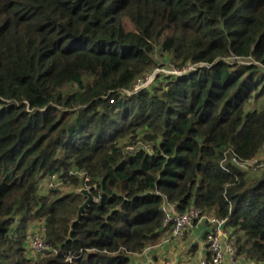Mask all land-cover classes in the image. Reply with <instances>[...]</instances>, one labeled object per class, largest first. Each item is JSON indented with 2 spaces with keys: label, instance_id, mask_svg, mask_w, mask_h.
I'll return each mask as SVG.
<instances>
[{
  "label": "trees",
  "instance_id": "trees-1",
  "mask_svg": "<svg viewBox=\"0 0 264 264\" xmlns=\"http://www.w3.org/2000/svg\"><path fill=\"white\" fill-rule=\"evenodd\" d=\"M262 150L264 0H0V264H131L165 203L264 264Z\"/></svg>",
  "mask_w": 264,
  "mask_h": 264
},
{
  "label": "built area",
  "instance_id": "built-area-1",
  "mask_svg": "<svg viewBox=\"0 0 264 264\" xmlns=\"http://www.w3.org/2000/svg\"><path fill=\"white\" fill-rule=\"evenodd\" d=\"M193 67L194 66H189L187 69L191 70ZM162 73L173 75L178 74V71L162 70ZM149 78L150 76L145 81L140 82L141 85L137 84L136 89L149 86L152 83L151 81L148 82L150 80ZM233 163H235V161H233ZM50 182H54V178L51 179ZM161 212L164 215V225L168 228L171 239H183L186 232L192 230L196 225H204L207 227L206 231L202 233L203 243L206 246L207 252L206 255L199 260L198 264H225L227 258L230 260L236 258L234 238L224 227L225 221L203 216L194 208L189 209L183 214H178L174 206L168 203H165L163 207H161ZM30 248L32 250V256L30 257L34 258L50 249L42 239H38L37 237L30 240ZM150 249L145 251L148 252Z\"/></svg>",
  "mask_w": 264,
  "mask_h": 264
},
{
  "label": "crops",
  "instance_id": "crops-1",
  "mask_svg": "<svg viewBox=\"0 0 264 264\" xmlns=\"http://www.w3.org/2000/svg\"><path fill=\"white\" fill-rule=\"evenodd\" d=\"M206 229L207 227L204 225H196L192 230L186 232L181 240L171 239L169 233H167L160 244L156 246L155 250H153L155 248L153 247L144 257H134L131 264H198L199 260L205 256L207 252L202 238V233L205 232ZM193 246H196V251L194 252L196 261L194 260V262L189 258L192 255ZM155 259H157V261H155ZM225 264L255 263L243 257H236L234 260L227 258Z\"/></svg>",
  "mask_w": 264,
  "mask_h": 264
},
{
  "label": "rangeland",
  "instance_id": "rangeland-1",
  "mask_svg": "<svg viewBox=\"0 0 264 264\" xmlns=\"http://www.w3.org/2000/svg\"><path fill=\"white\" fill-rule=\"evenodd\" d=\"M157 62H158V65L159 66H162V63L160 62V59H155ZM164 62H165V66L164 67H160L161 69H156L154 74L150 76V80L148 82H152L153 83V80L155 79L156 76H158V73H162V70L164 71H168V70H174L173 67L171 65H169V63L166 61V59H164ZM156 73V74H155ZM163 74V73H162ZM166 75H168L167 73H164ZM138 85H141V83H138ZM262 166H264V150H262L256 157L255 161L253 163H250V164H247L242 168V170H251V169H254L256 168L257 170L259 169H262ZM45 184H46V187H45ZM53 187H56V185L54 186V182H47V181H44L41 185V188L44 190H50V188L52 189ZM60 190V192L62 194H66V193H70L72 192L73 190L69 187H56ZM27 228V244H26V249H27V252H28V255L29 257L32 256V250L30 248V240L34 237H37L38 239H44L45 237V234H46V229H45V226H44V223H42V221H31L27 224L26 226ZM182 245V243H181ZM156 247L153 249L155 250ZM152 250V251H153ZM196 251V250H195ZM192 252V255L189 257L190 259L196 261V258L194 257V252ZM152 253V252H151ZM172 254V253H171ZM41 255V254H40ZM70 261V259L68 260ZM155 261H157V259H155Z\"/></svg>",
  "mask_w": 264,
  "mask_h": 264
},
{
  "label": "water",
  "instance_id": "water-1",
  "mask_svg": "<svg viewBox=\"0 0 264 264\" xmlns=\"http://www.w3.org/2000/svg\"><path fill=\"white\" fill-rule=\"evenodd\" d=\"M77 193L79 195H82L83 197L86 198L85 202L79 207L78 209V212H77V217L75 219V221H73L70 225V230H72L74 224L78 223L80 218H81V215H82V212L85 210V208L89 205L90 202H93L94 198L93 196L91 195V193L89 192L88 189H80L77 191Z\"/></svg>",
  "mask_w": 264,
  "mask_h": 264
}]
</instances>
